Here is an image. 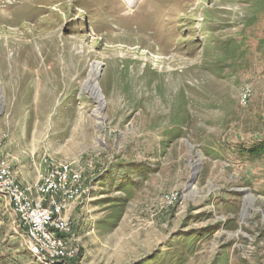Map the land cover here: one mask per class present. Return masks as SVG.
Wrapping results in <instances>:
<instances>
[{
  "label": "rangeland",
  "instance_id": "obj_1",
  "mask_svg": "<svg viewBox=\"0 0 264 264\" xmlns=\"http://www.w3.org/2000/svg\"><path fill=\"white\" fill-rule=\"evenodd\" d=\"M0 102V164L83 172L58 264H264V0H0Z\"/></svg>",
  "mask_w": 264,
  "mask_h": 264
},
{
  "label": "built area",
  "instance_id": "obj_2",
  "mask_svg": "<svg viewBox=\"0 0 264 264\" xmlns=\"http://www.w3.org/2000/svg\"><path fill=\"white\" fill-rule=\"evenodd\" d=\"M0 195L22 225L38 262L58 264L72 257L65 238L71 225L68 214L87 195L83 172L73 162L44 156L37 180L27 185L18 181L10 164L1 163Z\"/></svg>",
  "mask_w": 264,
  "mask_h": 264
},
{
  "label": "bare ground",
  "instance_id": "obj_3",
  "mask_svg": "<svg viewBox=\"0 0 264 264\" xmlns=\"http://www.w3.org/2000/svg\"><path fill=\"white\" fill-rule=\"evenodd\" d=\"M131 31V30H130ZM155 36V35H154ZM153 36V37H154ZM155 41V40H154ZM149 46V45H147ZM54 56V55H53ZM20 57V56H19ZM48 58V57H47ZM50 58V57H49ZM48 58V59H49ZM54 58V57H53ZM22 61V60H21ZM45 61V60H44ZM49 61V60H48ZM31 63V62H30ZM49 63V62H48ZM20 64V63H19ZM34 67V66H33ZM51 69V68H50ZM98 65H93L91 67L90 73H89V77L86 81V89L89 91V93L91 94V96L93 97V101H94V105H95V110L93 111L96 119H99L100 117V110L103 106V97L101 95V92L98 88V86L95 84V76L98 72ZM48 72V71H47ZM2 108L1 102H0V109Z\"/></svg>",
  "mask_w": 264,
  "mask_h": 264
},
{
  "label": "trees",
  "instance_id": "obj_4",
  "mask_svg": "<svg viewBox=\"0 0 264 264\" xmlns=\"http://www.w3.org/2000/svg\"><path fill=\"white\" fill-rule=\"evenodd\" d=\"M264 152V145L263 144H258L257 146H252L250 149H246L245 153L247 157L249 156L254 157L255 154L257 153H263Z\"/></svg>",
  "mask_w": 264,
  "mask_h": 264
},
{
  "label": "crops",
  "instance_id": "obj_5",
  "mask_svg": "<svg viewBox=\"0 0 264 264\" xmlns=\"http://www.w3.org/2000/svg\"><path fill=\"white\" fill-rule=\"evenodd\" d=\"M15 172H16V176H17V178H18V180L20 181V183H22V185H27V184H31V183H34L36 180H37V176L36 177H34V180H28L29 178L28 177H25L24 178V176L22 175V173H20L21 174V179L18 177V169L16 170L15 169Z\"/></svg>",
  "mask_w": 264,
  "mask_h": 264
}]
</instances>
